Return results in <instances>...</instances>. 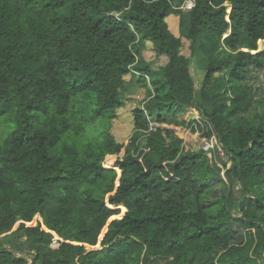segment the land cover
Returning a JSON list of instances; mask_svg holds the SVG:
<instances>
[{"label":"trees","instance_id":"16d2710c","mask_svg":"<svg viewBox=\"0 0 264 264\" xmlns=\"http://www.w3.org/2000/svg\"><path fill=\"white\" fill-rule=\"evenodd\" d=\"M195 1L0 0V123L16 125L0 137V235L12 237L0 264H264V101L246 82L264 68V0ZM196 50L206 59L198 88ZM133 88L146 97L124 145L110 129ZM188 107L225 160L186 150L163 127L185 125ZM86 130L83 151L53 154ZM233 177L238 212L227 202ZM217 182L210 212L202 194ZM111 207L125 212L108 222Z\"/></svg>","mask_w":264,"mask_h":264},{"label":"rangeland","instance_id":"374dc122","mask_svg":"<svg viewBox=\"0 0 264 264\" xmlns=\"http://www.w3.org/2000/svg\"><path fill=\"white\" fill-rule=\"evenodd\" d=\"M227 13L230 11V5L228 3H225ZM228 18V17H227ZM167 24L170 29V31L175 35L179 36L178 34V17L174 15H170L167 19ZM183 45L181 48V52L183 55L188 56L190 55L189 52V42L186 41L185 39H182ZM260 44H258V49H262ZM144 57L148 60L153 59V53L150 49H147L144 52ZM166 59L164 57H160L157 62H155V65H161L164 64ZM206 65V59L203 56V54L199 51L196 50V57H191L190 59V73L193 79V84L195 88H198L202 82L203 76H204V67ZM129 80L130 78L127 77ZM247 84L250 86L252 89L251 92L253 94V98L255 103L256 102H263L264 101V68L262 69H256L253 70L252 72L248 73V78H247ZM134 92H127L124 94L125 97V102L124 106L121 108L116 109V116L112 120V125L110 132L113 135V137L118 141L119 143H123L126 145L128 143V139L132 134V129H133V117H132V109L135 106H138L146 97V93L143 88H136V89H131V91ZM130 96L129 98H127ZM258 103H256L257 105ZM180 120H184L186 122L185 125L183 126H173V125H163V127H166L169 130H172L179 138L183 139L184 141V148L186 150H191V151H196L202 149L203 145V139H207V136L204 134V132L207 131V127L205 128L201 127L199 128L197 125L202 124L204 126V123L202 122V118L199 114V112L195 108H190L188 107L183 115L178 117ZM154 125V123H151ZM219 146V145H218ZM203 150V149H202ZM124 152V149H122V153ZM211 152L212 155H214L215 152H218L220 156L223 157L225 160L226 158L223 156L221 151H209ZM208 152V153H209ZM116 155H110L106 156L103 162V166L105 168H111L112 165L114 164L116 160ZM230 165H228L226 168L221 169V176L224 177L227 170L229 169ZM117 172V179H116V186L118 184V178L120 175L119 170L115 168ZM232 190L231 194L228 195V200L227 202L230 205V209L232 212H238V206L241 200V197L243 195L241 188L238 184V181L236 180L235 177L232 178ZM223 190V186L220 182L213 183L211 188L206 190L202 196L203 200L205 203L211 204L210 212L214 210L215 204L218 201V199L221 197V193ZM113 209H119V213L116 215H113L108 222L112 218H119L121 217L125 209L121 207H111ZM40 221V218L35 217L31 222H29V225H34L37 221ZM107 222V223H108ZM16 226L13 227L12 230H14ZM104 231H102V235L99 237V240L102 238L103 234L106 231V226L104 227ZM58 237L55 236L52 247L55 248L58 246ZM12 237L10 236L9 233H5L3 235H0V247L4 248H10V244ZM98 245L96 246V248ZM87 249H91V247L86 246Z\"/></svg>","mask_w":264,"mask_h":264},{"label":"clouds","instance_id":"9594fccd","mask_svg":"<svg viewBox=\"0 0 264 264\" xmlns=\"http://www.w3.org/2000/svg\"><path fill=\"white\" fill-rule=\"evenodd\" d=\"M4 120H11L12 117L3 118ZM16 125L10 124L7 127H4L2 123H0V137L7 138L8 135L15 129ZM71 133L68 136H65L61 142L56 146L53 150V154L59 153L64 147H68L69 149H75L76 151H83L88 144V131L86 130L81 134L79 140L72 141L70 139Z\"/></svg>","mask_w":264,"mask_h":264},{"label":"built area","instance_id":"2783aa9c","mask_svg":"<svg viewBox=\"0 0 264 264\" xmlns=\"http://www.w3.org/2000/svg\"><path fill=\"white\" fill-rule=\"evenodd\" d=\"M179 1H180V4L178 5V8L182 10L192 9L195 6V2H196L195 0H179ZM200 126L202 128L204 127L202 124H200ZM151 127H152V124H150V128ZM202 149L206 152L213 151L215 149H217L218 151H221L214 134L207 137V139H203Z\"/></svg>","mask_w":264,"mask_h":264}]
</instances>
